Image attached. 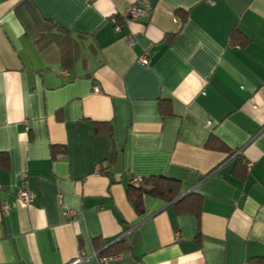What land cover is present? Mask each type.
Returning <instances> with one entry per match:
<instances>
[{
	"label": "crops",
	"instance_id": "obj_1",
	"mask_svg": "<svg viewBox=\"0 0 264 264\" xmlns=\"http://www.w3.org/2000/svg\"><path fill=\"white\" fill-rule=\"evenodd\" d=\"M140 1L0 0V264L264 255V0ZM153 176L198 212L136 213Z\"/></svg>",
	"mask_w": 264,
	"mask_h": 264
},
{
	"label": "trees",
	"instance_id": "obj_2",
	"mask_svg": "<svg viewBox=\"0 0 264 264\" xmlns=\"http://www.w3.org/2000/svg\"><path fill=\"white\" fill-rule=\"evenodd\" d=\"M231 40L238 43L241 42L242 46L247 43V39L237 31L232 32ZM233 155L235 154L230 153L228 157ZM245 177L246 170H242L239 178L243 180ZM146 196L163 200L166 203L174 202L176 207L182 212H198V210H196L198 208L195 207L197 199H192L190 203L184 204V202L191 196L187 195L180 198L179 183L173 179L163 176H153L149 178H140L138 182L132 184L128 189L127 197L132 203L136 213L142 214L143 200ZM248 264H264V255L251 258L248 261Z\"/></svg>",
	"mask_w": 264,
	"mask_h": 264
},
{
	"label": "built area",
	"instance_id": "obj_3",
	"mask_svg": "<svg viewBox=\"0 0 264 264\" xmlns=\"http://www.w3.org/2000/svg\"><path fill=\"white\" fill-rule=\"evenodd\" d=\"M150 6L140 0H135V2L129 6L126 9L125 12V17L127 20L130 21H137L138 19H141L143 17H145V15L147 14V12L150 10ZM115 32H119L120 31V27L118 25L115 26L114 29ZM128 42L130 44L133 43V40L131 37L127 38ZM140 64L142 65H146L147 64V59L145 56H142L139 59ZM93 92L94 93H99V88L98 87H94L93 88ZM140 180V178H134L132 181V184L138 182ZM17 198L18 200H20L23 204H25L26 206H29L32 203V196L30 195V193H28L26 190H19L17 193ZM58 203L61 204V199H58ZM10 209V204H6L4 203L2 206V213L6 214ZM72 212H67L66 215L69 216L71 215ZM94 257L96 258L97 255L95 254ZM113 258V256H107V257H103L99 259L100 264H104L106 262H108L109 260H111ZM81 260L77 259L74 262H72L71 264H80Z\"/></svg>",
	"mask_w": 264,
	"mask_h": 264
}]
</instances>
